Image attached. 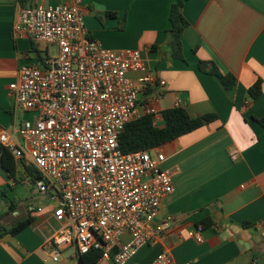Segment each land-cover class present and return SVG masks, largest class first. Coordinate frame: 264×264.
<instances>
[{
  "label": "crops",
  "instance_id": "1",
  "mask_svg": "<svg viewBox=\"0 0 264 264\" xmlns=\"http://www.w3.org/2000/svg\"><path fill=\"white\" fill-rule=\"evenodd\" d=\"M174 2L38 0L46 7H81L90 35L105 48L143 52L157 83L141 101L159 112L154 119L159 127L164 126L162 112L177 107L194 118L216 116L211 124L161 147L163 168L175 174V191L155 220L165 224L164 235L126 264H152L162 251L169 252L171 264H264V126L258 121L264 118V0H186V61L173 58L168 47ZM32 4L0 0V131L10 134L26 115L16 113L9 87L23 65L40 66L53 48L13 37L17 11ZM107 12L118 17L107 18ZM200 61L214 62L223 74L234 75L236 86L227 89L217 76L200 71ZM142 76L128 73L135 80ZM258 80L262 94L253 101L248 90ZM233 149L239 151L236 162ZM28 168L17 162L11 178L0 162V228L34 219L17 235L0 231V264H81L75 247L61 251L57 262L45 249L62 223L57 204L38 190ZM200 226L202 243L188 236Z\"/></svg>",
  "mask_w": 264,
  "mask_h": 264
},
{
  "label": "built area",
  "instance_id": "2",
  "mask_svg": "<svg viewBox=\"0 0 264 264\" xmlns=\"http://www.w3.org/2000/svg\"><path fill=\"white\" fill-rule=\"evenodd\" d=\"M30 1L17 11L13 37L45 43L56 53L47 52L40 66L23 65L10 85L15 111L26 117L15 133L0 131L1 148L39 172L35 186L58 206L62 225L44 245L54 261L75 247L79 256L98 249L101 260L126 264L161 241L165 224L155 220L175 191L161 147L125 153L119 144L129 123L158 117L141 101L157 78L141 50H111L94 39L78 5ZM130 72L143 76L131 79ZM230 155L238 161L237 149ZM202 232L200 226L188 236L202 243ZM171 262L162 251L152 264Z\"/></svg>",
  "mask_w": 264,
  "mask_h": 264
},
{
  "label": "trees",
  "instance_id": "3",
  "mask_svg": "<svg viewBox=\"0 0 264 264\" xmlns=\"http://www.w3.org/2000/svg\"><path fill=\"white\" fill-rule=\"evenodd\" d=\"M185 1L175 0L173 3L169 15L171 26L168 30V47L172 56L175 59L183 61H186L184 56L183 34L189 26V22L183 14ZM106 16L107 18H117L118 14L115 12H107ZM199 69L205 74L217 76L227 89H233L236 86L235 76L232 74H223L214 62L200 61ZM262 86V80H258L248 90L253 101H256L261 96ZM161 116L164 123L162 127L156 125L152 115L142 116L129 123L119 139L121 150L125 153H130L162 147L216 120L215 115L191 117L184 108L180 107L163 111ZM258 121L264 126V118L258 119ZM0 162L9 176L11 178L14 177L17 171V162L5 148H1ZM28 171L32 174L35 181L41 178L39 172L34 168H28ZM33 220L30 217L18 222L9 230L0 228V231L4 230L12 235H17L29 227ZM247 225L249 224H245L244 226L246 227ZM80 258L81 264H98L102 258V251L91 249L89 253L81 255Z\"/></svg>",
  "mask_w": 264,
  "mask_h": 264
},
{
  "label": "rangeland",
  "instance_id": "4",
  "mask_svg": "<svg viewBox=\"0 0 264 264\" xmlns=\"http://www.w3.org/2000/svg\"><path fill=\"white\" fill-rule=\"evenodd\" d=\"M55 53H56V49H55V48H52V49H51V54H52V55H55Z\"/></svg>",
  "mask_w": 264,
  "mask_h": 264
}]
</instances>
